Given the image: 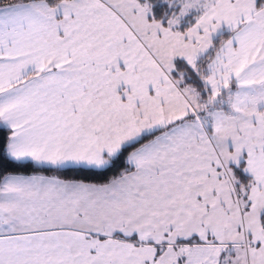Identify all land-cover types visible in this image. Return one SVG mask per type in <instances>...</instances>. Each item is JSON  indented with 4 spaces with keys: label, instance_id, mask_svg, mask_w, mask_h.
I'll return each mask as SVG.
<instances>
[{
    "label": "snow or ice",
    "instance_id": "6c2138e0",
    "mask_svg": "<svg viewBox=\"0 0 264 264\" xmlns=\"http://www.w3.org/2000/svg\"><path fill=\"white\" fill-rule=\"evenodd\" d=\"M0 264H264V0H0Z\"/></svg>",
    "mask_w": 264,
    "mask_h": 264
}]
</instances>
